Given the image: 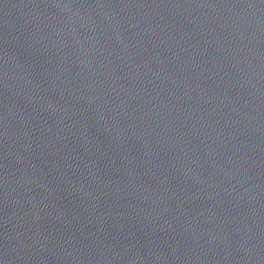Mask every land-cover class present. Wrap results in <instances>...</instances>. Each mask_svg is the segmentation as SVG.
<instances>
[{"label": "water", "instance_id": "1", "mask_svg": "<svg viewBox=\"0 0 264 264\" xmlns=\"http://www.w3.org/2000/svg\"><path fill=\"white\" fill-rule=\"evenodd\" d=\"M0 264H264V0H0Z\"/></svg>", "mask_w": 264, "mask_h": 264}]
</instances>
